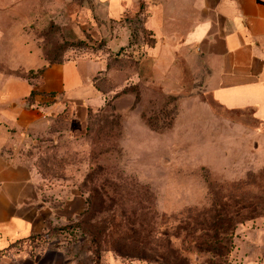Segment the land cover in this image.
I'll use <instances>...</instances> for the list:
<instances>
[{
	"label": "rangeland",
	"instance_id": "rangeland-1",
	"mask_svg": "<svg viewBox=\"0 0 264 264\" xmlns=\"http://www.w3.org/2000/svg\"><path fill=\"white\" fill-rule=\"evenodd\" d=\"M128 18L94 0H0L33 82L50 63L105 62L99 101L59 99L41 116L39 192H78L87 206L49 221L38 248L57 264H264V122L214 101L198 59L168 60L181 83L165 89L151 33Z\"/></svg>",
	"mask_w": 264,
	"mask_h": 264
},
{
	"label": "crops",
	"instance_id": "crops-1",
	"mask_svg": "<svg viewBox=\"0 0 264 264\" xmlns=\"http://www.w3.org/2000/svg\"><path fill=\"white\" fill-rule=\"evenodd\" d=\"M94 1L121 26H128L122 21L138 12L154 39L149 51L159 60L165 89L181 83L179 69L166 66L168 60L198 59L214 101L227 109L251 107L264 122V0ZM4 25L0 20V264H57L61 261L38 248V238L49 221L76 218L87 201L78 192L52 194V186L48 198L39 192L42 177L33 153L42 136L38 127L45 110L59 99L99 101L92 78L105 62L92 59L97 66L90 62L91 67L73 59L50 63L33 82L22 69L29 72L37 63L22 61L21 37L9 35ZM16 58L15 64L7 62ZM52 97L57 100L42 103ZM32 236L37 246L26 252L22 241Z\"/></svg>",
	"mask_w": 264,
	"mask_h": 264
},
{
	"label": "trees",
	"instance_id": "trees-1",
	"mask_svg": "<svg viewBox=\"0 0 264 264\" xmlns=\"http://www.w3.org/2000/svg\"><path fill=\"white\" fill-rule=\"evenodd\" d=\"M149 32H150V31H149ZM150 33H151V32H150ZM36 159H37V155L35 154V162L37 163ZM37 166H38V164H37ZM38 170H39V166H38Z\"/></svg>",
	"mask_w": 264,
	"mask_h": 264
}]
</instances>
